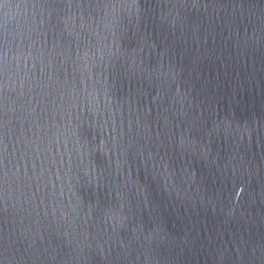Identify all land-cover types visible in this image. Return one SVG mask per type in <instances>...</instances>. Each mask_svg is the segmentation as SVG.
I'll list each match as a JSON object with an SVG mask.
<instances>
[{
    "label": "water",
    "instance_id": "1",
    "mask_svg": "<svg viewBox=\"0 0 264 264\" xmlns=\"http://www.w3.org/2000/svg\"><path fill=\"white\" fill-rule=\"evenodd\" d=\"M0 264H264V0H0Z\"/></svg>",
    "mask_w": 264,
    "mask_h": 264
}]
</instances>
